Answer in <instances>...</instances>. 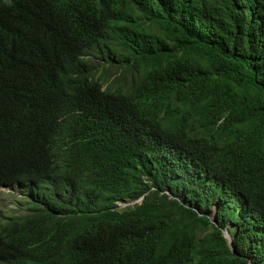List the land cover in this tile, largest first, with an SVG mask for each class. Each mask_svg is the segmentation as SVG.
Segmentation results:
<instances>
[{
  "label": "trees",
  "instance_id": "obj_1",
  "mask_svg": "<svg viewBox=\"0 0 264 264\" xmlns=\"http://www.w3.org/2000/svg\"><path fill=\"white\" fill-rule=\"evenodd\" d=\"M2 188L0 264H264V0H0Z\"/></svg>",
  "mask_w": 264,
  "mask_h": 264
},
{
  "label": "rangeland",
  "instance_id": "obj_2",
  "mask_svg": "<svg viewBox=\"0 0 264 264\" xmlns=\"http://www.w3.org/2000/svg\"><path fill=\"white\" fill-rule=\"evenodd\" d=\"M97 74L105 79H110L112 82L117 79L123 78V80H118L116 82L117 86H121L123 89H128L131 86L132 80L139 77L137 71H128L126 69H119L115 66L107 64L104 62L101 64H96ZM24 202V197L18 192L9 191L3 189L0 193V213L2 215L12 216L17 214L26 213V207L21 206L19 203ZM215 213H211V217H214ZM227 238L230 240L227 231H225Z\"/></svg>",
  "mask_w": 264,
  "mask_h": 264
},
{
  "label": "clouds",
  "instance_id": "obj_3",
  "mask_svg": "<svg viewBox=\"0 0 264 264\" xmlns=\"http://www.w3.org/2000/svg\"><path fill=\"white\" fill-rule=\"evenodd\" d=\"M106 80H108L110 83H112V81H111L110 79H106ZM131 84H132V83H131ZM114 87L122 89L121 86H117L116 84H115ZM130 87H131V86H130ZM130 87H129L128 89H124V90H123V93H125V94L129 93L128 90L130 89ZM3 189H7V190H9V191L18 192L20 195H22V196L24 197V202H20L19 204H20L21 206H25V207H27V205H23V204L26 203V201L28 200V198H27L25 195L21 194V192H19L18 190H13V189H11V188H2V189L0 190V193H1V191H2ZM141 201H142V199L139 200V201L131 202V203H129V202L122 203V202H121V203H118V205H119L120 207H122V208H127V207H129V206H135V205L139 204ZM28 203H29V205L31 204L29 200H28ZM211 213H215V214H214V217H211V216H210L211 219L214 221V218L216 217V215H217V213H218V209H217V207H215ZM210 215H211V214H210ZM17 216H21V214H17ZM0 217L3 218V219H6V218H7V215H2V214L0 213ZM11 217H15V215H12ZM234 229H235V228H234L231 224H229V225L227 226V228H225V230H224V235H225V237H226V239H227L228 241H232V240H233L234 231H235ZM225 231H227L230 240L227 238V236H226V234H225ZM229 243H230V242H229Z\"/></svg>",
  "mask_w": 264,
  "mask_h": 264
},
{
  "label": "bare ground",
  "instance_id": "obj_4",
  "mask_svg": "<svg viewBox=\"0 0 264 264\" xmlns=\"http://www.w3.org/2000/svg\"><path fill=\"white\" fill-rule=\"evenodd\" d=\"M231 244L233 243V241H229Z\"/></svg>",
  "mask_w": 264,
  "mask_h": 264
}]
</instances>
